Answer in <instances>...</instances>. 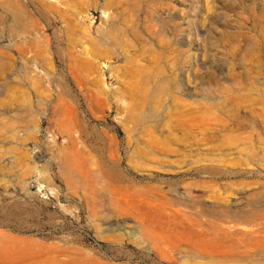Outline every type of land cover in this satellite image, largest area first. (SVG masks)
I'll list each match as a JSON object with an SVG mask.
<instances>
[{
    "label": "rangeland",
    "instance_id": "rangeland-1",
    "mask_svg": "<svg viewBox=\"0 0 264 264\" xmlns=\"http://www.w3.org/2000/svg\"><path fill=\"white\" fill-rule=\"evenodd\" d=\"M1 248L264 264V0H0Z\"/></svg>",
    "mask_w": 264,
    "mask_h": 264
},
{
    "label": "bare ground",
    "instance_id": "bare-ground-1",
    "mask_svg": "<svg viewBox=\"0 0 264 264\" xmlns=\"http://www.w3.org/2000/svg\"><path fill=\"white\" fill-rule=\"evenodd\" d=\"M141 86H143V85H141ZM146 89L148 90V88H146ZM143 91H145V90L143 89ZM65 167L68 168L73 173L77 169L76 168L77 166L73 160H70L69 163ZM91 173H92V171H91ZM118 211L121 214L127 213L126 207H124V206H120ZM149 227L150 226H148L145 229V231L143 232V237L149 241L158 240L159 234L156 231L150 229ZM37 251H38V249H37ZM0 255H1L0 256V264H79L81 262V261L78 262V261H74V260H61V259L37 260V261L25 260L21 256L17 255L14 251L10 250L9 248H1L0 249Z\"/></svg>",
    "mask_w": 264,
    "mask_h": 264
}]
</instances>
